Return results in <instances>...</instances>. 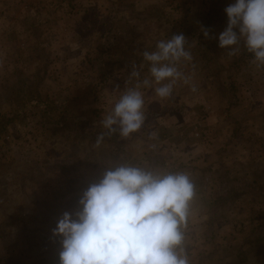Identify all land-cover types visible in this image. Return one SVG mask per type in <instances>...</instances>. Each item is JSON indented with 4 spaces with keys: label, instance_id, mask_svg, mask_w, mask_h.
Returning <instances> with one entry per match:
<instances>
[{
    "label": "rangeland",
    "instance_id": "1",
    "mask_svg": "<svg viewBox=\"0 0 264 264\" xmlns=\"http://www.w3.org/2000/svg\"><path fill=\"white\" fill-rule=\"evenodd\" d=\"M222 2L0 0V264H60L58 219L121 165L189 175L190 264H264V67L232 73ZM180 33L193 60L178 67L198 90L177 82L161 99L142 54ZM138 84L142 127L107 134L103 119ZM34 97L56 105L46 115Z\"/></svg>",
    "mask_w": 264,
    "mask_h": 264
},
{
    "label": "clouds",
    "instance_id": "2",
    "mask_svg": "<svg viewBox=\"0 0 264 264\" xmlns=\"http://www.w3.org/2000/svg\"><path fill=\"white\" fill-rule=\"evenodd\" d=\"M224 12L227 25L218 35V46L235 56L239 51L235 46L243 38L252 62L264 67V0H234ZM200 31L205 39L213 38L209 29L201 26ZM186 43L182 33L175 34L142 54L152 80L161 85L154 89L161 99L172 96L177 82L193 93L198 90L178 67L193 60ZM131 75L140 73L134 69ZM142 84L151 86L147 78ZM139 88L138 84L121 95L103 119L107 134L117 131L113 125H119L122 137L142 127L146 117ZM195 195L187 173L160 174L127 165L106 170L83 192L78 209L58 219L53 235L61 237L60 264H190L184 230Z\"/></svg>",
    "mask_w": 264,
    "mask_h": 264
},
{
    "label": "trees",
    "instance_id": "3",
    "mask_svg": "<svg viewBox=\"0 0 264 264\" xmlns=\"http://www.w3.org/2000/svg\"><path fill=\"white\" fill-rule=\"evenodd\" d=\"M234 3V0H223V2L218 6L219 12L216 13V17H217V22L222 25L225 26L227 25V17L226 14L224 12V9L229 5ZM176 11H182V6L179 9H176ZM209 13L206 14V16H208ZM208 22H210V19L208 20ZM218 24V25H219ZM239 44H237V48L239 49L238 53L235 56H232V62H231V69H232V73H235V70H238V68L243 65L245 62H247L249 59H252L251 54L248 53L245 44H244V40L243 38H241L239 40ZM232 97H234V94H232ZM32 102L33 105H36L38 107H40L43 112L46 113V115L49 113V110L52 109V107L54 105H56L55 103H51V102H47V101H40L38 100V98L34 97L30 100ZM5 118L4 117H0V128L1 125L3 123V120ZM1 133V132H0ZM38 264H43V260H39Z\"/></svg>",
    "mask_w": 264,
    "mask_h": 264
}]
</instances>
